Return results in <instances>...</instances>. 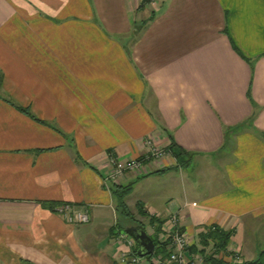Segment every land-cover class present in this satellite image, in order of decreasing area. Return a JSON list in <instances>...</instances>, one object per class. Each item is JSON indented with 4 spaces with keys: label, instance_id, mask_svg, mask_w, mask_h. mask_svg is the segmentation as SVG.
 Returning <instances> with one entry per match:
<instances>
[{
    "label": "crops",
    "instance_id": "crops-1",
    "mask_svg": "<svg viewBox=\"0 0 264 264\" xmlns=\"http://www.w3.org/2000/svg\"><path fill=\"white\" fill-rule=\"evenodd\" d=\"M146 137L185 153L107 181ZM125 186L159 246L137 263ZM171 214L187 257L213 226L236 261L264 250V0H0V264H161Z\"/></svg>",
    "mask_w": 264,
    "mask_h": 264
},
{
    "label": "built area",
    "instance_id": "built-area-1",
    "mask_svg": "<svg viewBox=\"0 0 264 264\" xmlns=\"http://www.w3.org/2000/svg\"><path fill=\"white\" fill-rule=\"evenodd\" d=\"M143 145L148 147V151L141 157L121 160L113 156L112 154L105 155V163L107 165L108 172L105 174L107 181H114L118 177L122 176L125 172H137L142 173L145 170L144 163L149 159L158 160L167 152L164 147H160L154 144L151 138H144ZM52 210L58 214L63 220L72 224H82L88 221V216L85 212L76 209L72 204L68 202H60L55 204ZM164 229L166 231V237H169V250L165 258H163L161 264H198L201 261L199 254H194L191 257H187L184 254V250L188 245L186 235L178 229L176 218L174 215H169L165 222ZM119 238H123L122 233L118 234ZM127 243L130 245L133 243L131 239H127ZM235 255V254H234ZM232 260L236 261L235 256H232ZM139 257L136 255L129 256L128 261L130 263H137ZM161 259V258H160ZM122 260V258H121ZM159 261V258H158Z\"/></svg>",
    "mask_w": 264,
    "mask_h": 264
},
{
    "label": "trees",
    "instance_id": "trees-1",
    "mask_svg": "<svg viewBox=\"0 0 264 264\" xmlns=\"http://www.w3.org/2000/svg\"><path fill=\"white\" fill-rule=\"evenodd\" d=\"M236 52L240 55V53L238 51H236ZM240 56H242V55H240ZM10 104L13 105L18 111H20L23 114L30 117L32 120L39 122L41 124H45L43 121L38 120L32 114H30L27 110H25L24 108L20 107L19 105L13 103L11 100H10ZM164 149L168 152L170 151L174 155V157H179L182 153H185L172 140H169L167 146L164 147ZM139 157H141V156H139ZM126 189H127V186L121 187V188H119V187L113 188L112 192L114 194V197L117 200V205L119 207L118 209L120 210V212L125 217H127L128 219H132L134 221V219L132 218V216L130 215V213L128 212V210L126 209V206L124 204L123 195H124ZM136 210H137L138 214L144 213V211L140 208V204H138ZM148 221L151 224L155 223L156 229H159V227L161 228V225L163 223V220L157 219L154 216H150L148 218ZM133 224H139L143 227V225L140 222L134 221ZM121 227H123V226L121 225ZM230 233H231L230 231L222 230V229L215 227V226L205 228L203 232H200V234L198 235L199 248L197 251H195L201 257V261L198 264H264V250H262L260 253H258V256L252 260H246V261H233V260L227 261V260H224L223 259L224 255H230L232 257V254H230L227 251V245L229 242ZM151 239H152L154 244L155 243L157 244L158 240L156 241L154 237H151ZM158 243H160V247L164 251L165 246L169 244V237H165V239L159 241ZM134 245H135V243H134ZM191 246H193V245H191ZM158 247H159L158 245H155L154 251L151 254L156 252ZM207 248H209L210 251L207 250ZM149 255H146L144 257H148Z\"/></svg>",
    "mask_w": 264,
    "mask_h": 264
},
{
    "label": "water",
    "instance_id": "water-1",
    "mask_svg": "<svg viewBox=\"0 0 264 264\" xmlns=\"http://www.w3.org/2000/svg\"><path fill=\"white\" fill-rule=\"evenodd\" d=\"M124 232L132 238L136 245L135 254L138 257L149 255L154 250V243L144 228L139 224L124 227Z\"/></svg>",
    "mask_w": 264,
    "mask_h": 264
},
{
    "label": "rangeland",
    "instance_id": "rangeland-1",
    "mask_svg": "<svg viewBox=\"0 0 264 264\" xmlns=\"http://www.w3.org/2000/svg\"><path fill=\"white\" fill-rule=\"evenodd\" d=\"M192 167H193V166L191 165L190 167H187V166H186V168H185V169H186V173H188L189 175H192V174H193ZM132 196H136V192H134ZM138 221H139V220H138ZM141 222H142V221H140V223H141ZM144 222H145V221H144ZM119 223L122 224V225H124V226H126V225H131V224H133L134 221H133L132 219H128L127 217L123 216L121 219H119ZM141 224L145 226V224H143V222H142ZM145 229H146V231L149 233L148 228L146 227ZM162 233H166V231H162Z\"/></svg>",
    "mask_w": 264,
    "mask_h": 264
}]
</instances>
